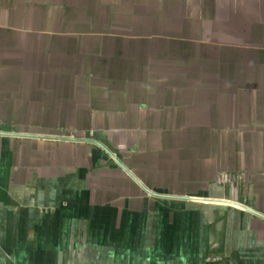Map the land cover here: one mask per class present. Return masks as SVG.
I'll use <instances>...</instances> for the list:
<instances>
[{
	"label": "crops",
	"instance_id": "0c3cea01",
	"mask_svg": "<svg viewBox=\"0 0 264 264\" xmlns=\"http://www.w3.org/2000/svg\"><path fill=\"white\" fill-rule=\"evenodd\" d=\"M0 264H264V0H0Z\"/></svg>",
	"mask_w": 264,
	"mask_h": 264
},
{
	"label": "water",
	"instance_id": "95a60500",
	"mask_svg": "<svg viewBox=\"0 0 264 264\" xmlns=\"http://www.w3.org/2000/svg\"><path fill=\"white\" fill-rule=\"evenodd\" d=\"M32 136V135H31ZM35 137V136H34ZM86 142H89V143H92V144H95L97 146H99L100 148H102L105 152H107V154H109L121 167H123L129 174L130 171L125 167V165L122 163V161L114 154V152H112L107 146H105L104 144L100 143V142H97V141H93V140H85ZM132 175V174H131ZM151 194L153 195H157V196H160L156 193H153L151 192ZM244 207V206H243ZM245 208V207H244ZM247 209V208H245ZM249 211L252 212V210L250 209H247ZM254 213H257V212H254Z\"/></svg>",
	"mask_w": 264,
	"mask_h": 264
}]
</instances>
